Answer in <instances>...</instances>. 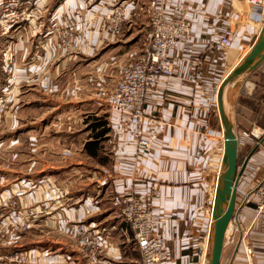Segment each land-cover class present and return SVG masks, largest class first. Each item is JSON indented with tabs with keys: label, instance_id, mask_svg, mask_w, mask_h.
I'll return each mask as SVG.
<instances>
[{
	"label": "crops",
	"instance_id": "1",
	"mask_svg": "<svg viewBox=\"0 0 264 264\" xmlns=\"http://www.w3.org/2000/svg\"><path fill=\"white\" fill-rule=\"evenodd\" d=\"M26 1L28 5L39 3L43 6L42 13L46 14L37 19L38 23L7 30L0 27V98L9 94L11 85L18 87H13L9 112L0 116V136L10 137V147H16L19 137L27 134L30 149L34 148L36 136L32 133L40 132V128L35 120L25 119L28 114L24 112L36 104V98L52 103L53 97L58 96L66 101L63 106L67 110L68 104L76 101L70 106L75 111L68 113L57 107L48 125L41 130V137L57 129L56 134L66 136L61 142L64 150H72L74 144L68 142L70 138L79 141L76 144L82 149L86 140L81 142V136L74 137V132H79L84 124L97 122L96 119H106L111 150L107 165L93 168L85 177L80 176V172L70 171L74 169L75 160H68L58 168L49 165V170L40 175L28 173L20 178L18 172L13 171L16 177L10 186L2 182L10 174L2 173L0 215L9 214L7 201L20 190L19 206L44 214L36 217L26 236L13 237V248L0 249V255L26 252L27 264H91L77 251L66 229L70 222H82L106 232L110 256L102 255L97 264H141V256L133 257L125 252L124 226L111 204V197L133 190L138 197L147 199L155 188L159 195L152 202V208L162 217L156 233L167 241L170 251V259L164 264H207L212 188L224 149L218 91L223 80L256 43L264 20L249 18L244 0L22 2L26 4ZM158 1L169 16H175L182 8L188 10L192 34L188 43L178 49L180 59L174 76L163 79L159 88L146 98L145 111L155 118L154 128L145 131L152 148L137 154L126 117L106 107L97 108L95 102L100 96L110 94L121 66L144 51L151 27L148 20L138 30L141 34L133 32L138 23V6L150 10ZM116 5L125 9L126 22L120 36L111 38L100 31L99 17ZM53 22L74 28L83 36L84 42L77 54L66 56L56 47L51 34ZM227 30L236 32L238 37L232 49L220 52L215 45ZM184 47L192 48L193 54L182 56ZM245 86L251 94L242 101L247 103L252 97L254 106L248 108L251 114L246 119L239 111L236 116L238 94L233 110L237 133L254 127L264 130V64L248 76L240 91ZM32 98L34 100L30 101ZM99 110L104 116H99ZM87 117L90 122H84ZM42 145H47L46 153L51 152L49 144ZM3 147L1 139L0 150ZM256 147L258 150L248 161L238 186V230L233 234V242L231 235L226 234L221 264H264V216H256L257 196L253 194L264 180V137L249 142L245 150L252 151ZM33 151H30L32 156ZM51 154L48 160L56 156ZM12 156L17 157V153ZM33 161V157L27 159L31 167L36 164ZM101 168L113 173V179L103 189L97 186ZM50 188L57 190L50 192ZM41 228L47 233L37 232ZM53 234H58L59 238ZM62 237L72 241L71 248L65 246ZM246 249L253 250L250 258Z\"/></svg>",
	"mask_w": 264,
	"mask_h": 264
},
{
	"label": "built area",
	"instance_id": "2",
	"mask_svg": "<svg viewBox=\"0 0 264 264\" xmlns=\"http://www.w3.org/2000/svg\"><path fill=\"white\" fill-rule=\"evenodd\" d=\"M244 2L250 10L249 18L264 20V0H244ZM3 3H0L3 13L12 9L11 14L0 18V25L5 30L37 21L34 14L20 12L18 2ZM150 16L151 34L145 42L144 51L121 67L118 80L110 94L104 100L96 102L97 107L118 111L126 117L130 126V136L135 140L137 154L149 152L152 148V143L146 137L145 131L147 128H154L155 118L145 111L146 98L148 94L159 88L163 79L174 76L176 63L180 59L178 49L181 45L188 43L192 34V23L188 19V10L185 8L180 9L175 16H169L162 2L158 1L153 4ZM125 20V9L121 6L114 7L99 17V26L107 36L116 38ZM51 29L55 45L63 54L72 56L80 51L84 38L81 34H77L74 28L54 25ZM237 37L236 32L227 30L216 43L215 48L220 52H227L234 47ZM181 54L191 56L193 49L184 47ZM8 72L10 74L9 67ZM9 96L10 93L0 98V116L7 115L5 111L9 106ZM263 137L264 130L259 127L240 130L237 133L239 148H245L249 142L260 141ZM70 153L65 150L62 155L69 156ZM221 169L222 161L216 181ZM99 177L97 186L103 189L113 179V173L108 168H101ZM58 191H60L59 188ZM253 194L257 196L256 216H264V180L256 187ZM158 195V190L154 188L147 199L138 197L133 190L124 194L116 193L111 197V204L117 210L118 219L124 226L126 240L139 252L141 264H164L170 259L167 241L156 233L157 225L162 222V217L154 211L152 202ZM9 202V206L14 209L8 215H0V245L4 244V239L18 236L20 230L30 229L36 217L44 214L31 207L21 212L17 211L19 199L16 197ZM210 213L212 221V207ZM236 223L235 216L226 233L231 235V242H233V234L238 230ZM66 229L75 241L79 252L91 264H97L102 255L110 256V244L107 241V235H104L106 234L104 230H94L82 222H70ZM252 254V249H246V255L249 258ZM28 259L27 253H10L0 255V264H27Z\"/></svg>",
	"mask_w": 264,
	"mask_h": 264
},
{
	"label": "rangeland",
	"instance_id": "3",
	"mask_svg": "<svg viewBox=\"0 0 264 264\" xmlns=\"http://www.w3.org/2000/svg\"><path fill=\"white\" fill-rule=\"evenodd\" d=\"M22 1L23 0H0V3L4 2L5 4H7V3H12V2H18L19 6H20L19 11L20 12H24L25 14H28V13L34 14V17H36L35 18L36 20L39 17H41L42 14H44V15L46 14V12L42 13L43 12V6L40 5L39 3L35 2V4L28 5L27 1H26V4H24ZM115 7L117 8V7H120V6L116 5ZM11 10L3 13L2 6H0V18H3L6 14H11ZM151 11H152V7H151L150 10H147L146 8L144 9V8L138 6V14L136 16V21H138V23L136 24L135 28H133V29H135V30H133V32H135V34H141V33H138L139 32L138 30H140V28L142 27V24L144 26L145 24H147L148 20L150 21V19H151V16H150L151 15ZM36 22L38 23V21H36ZM125 22H126V20H125ZM125 22H124V24H125ZM124 24L122 26L120 34L123 31ZM52 25L53 26L54 25L65 26V24L59 23V22H53ZM1 26L2 25H0V27ZM99 29H100L101 32H103L100 26H99ZM120 34H119V36H120ZM11 86H13L15 88L17 87L16 85H11ZM10 90H11L9 92L10 96L8 98L10 100L9 104L11 102V97H12L11 94H13L12 93L13 89H10ZM249 93L251 94V91L249 90L248 87L245 86L238 93V94H240V97H239V100H238V102L236 104V107H235L236 108V116L238 115V111H239V115L243 114L244 119H246L245 117L247 115L250 116V114H251L248 108H251V106H254V103L252 101V97H250V99H249L250 101H246L247 103L242 101V100H244L243 98H245V96H247ZM107 95L108 94L100 96L97 101L104 100L107 97ZM56 97L55 96L53 97L52 103H50L51 101H48L47 103H44V101H42V99H37L36 98V101H34V102H36V104H34L33 106L31 105L32 107L30 109L28 108V111L30 113H27L28 111L24 112V114H28L25 119H30L32 121L35 120L34 122H35V124H37L36 126L40 128V132L38 130H35L36 132L32 133L33 136H36V137H34L36 139V143H34V148L30 149V144H29V140L27 139V134H24V135L19 137V145H16V147L15 146L14 147H12V146L10 147L9 144L12 141L10 139V137L3 138L2 136H0V142H1V139H2V141H4V145H5V147H3L2 150H0V152H1L0 153V171H2V172H0V175H2V173L10 174V176L8 178H6V180H4V181L0 180V182L2 181L5 185L10 186L11 182L13 180L15 181V177L16 176H15L14 172H18V177H20V178L21 177H26V175H28V173H34L35 175H40L43 172H45L46 170H49V165L54 166L56 168L63 167L65 165L64 162H66L68 160H70V161L75 160V162H76L75 164H73L74 169L70 170V171H76V173L80 172V174H81L80 176H82V177L87 176L88 172H90L93 168L99 169V165L100 166L102 164H104V165L106 164L107 165L108 157H110L109 150H111L110 142H108L110 129L107 128V125L106 126L104 125L105 130H107V132H106V134H104L102 136L101 143H100L101 149H100L99 154H98V156L96 158L88 156L84 152L83 148L80 149V146L78 144H76V143H79V141L73 140V138H70L68 140V142H71V143L74 144L72 150H67V151L71 152L70 155L69 156L62 155V152L65 151V150L61 147V145H62L61 142H62V139H64V137H66V136L64 134H60V133L56 134L55 131L57 129H52V131L47 136L41 137L42 136L41 135V130L43 131L45 129L44 127H46V125H48L47 123L51 120L50 116L55 111L58 110V109H56L57 107H59V110L60 109H65V111L68 112V113H74V111H75V109L73 107L71 108L70 106H71V104H75L76 101L70 102V104H68V110H67V107L63 106V105L66 104L65 103L66 101L64 99L58 97V96H56ZM237 99H238V96H237ZM29 100L30 101L34 100V98L29 99ZM96 102H95V106L97 107V103ZM49 104H51V106ZM52 107H54L55 109H53ZM97 108H100V107H97ZM93 109H95V108H93ZM102 110H105V109H102ZM102 110L101 111L99 110L100 111L99 112V116H104V113H103ZM49 111H51L52 113H49ZM95 111H96V109H95ZM5 112L6 113L9 112L8 108H7V110ZM90 120L91 119L89 117H87L86 119H84V122L85 121L90 122ZM103 120H105V121H102L105 124L106 119H103ZM247 121H248V119H247ZM91 124L92 123H89L88 125L86 124V126H84L85 124L82 125L79 128V132H74L73 136L74 137H77V135L81 136L80 137L81 138V142L83 140H86L85 143L90 141V140H92L93 135L96 134L101 129H98V130L91 129ZM34 138H32V139H34ZM59 141H60V143H59ZM42 144H49L48 146L51 149V152L50 153H48V152L46 153V151H44V149H45V147H47V145H42ZM83 147H84V145H83ZM246 147L240 149V154H239V165H240V167L245 162V160H246L245 158L247 157V155H249V153L251 152L250 148L245 150ZM4 148H6V149H4ZM28 148L30 149V151L32 149L34 150L33 151V153H34L33 156L31 155V153H30ZM15 153H17V157L12 156ZM50 154L52 156L56 155L57 157L54 156V158L48 160L50 158V156H49ZM29 157H33L34 158L33 162L36 163L32 167L30 166V163L27 162V159ZM80 162H82V163H80ZM54 170H59V169H52V171H54ZM218 172H219V169H218V171L216 170V172H215V176L216 177H217ZM76 173H74V174L76 175ZM5 176H7V175H5ZM216 177L214 178V184L216 183ZM54 189L57 190V188H50V192H54L55 191ZM18 194H14L11 197V199H9V200H13L15 197L18 198L20 196V194H22V191L20 190ZM210 199H211V197H210ZM8 203H10V202L7 201V204H6L7 207H8V210L9 211L13 210L14 208L12 209L9 206ZM16 210L21 212V211L24 210V208L18 206ZM9 214H10V212H9ZM44 229H46V228H44ZM28 231H29V229L20 230L19 231V235L17 237L26 236L28 234ZM37 232L47 233V230H43L41 228V230L37 231ZM53 235L57 239L59 238L58 234H53ZM38 236H40V235L38 234ZM62 239H63V241L66 244L63 243V241H62V243L65 244V246H69V248H71L70 247L71 246L70 245V241L71 240L69 241L65 237H62ZM12 240H13V238L12 239H8V240L4 239V241H3L4 244L0 245V249L8 250V248L11 247ZM74 244H75V241H74ZM125 244H126V246L125 245H123V246H125L124 249H125V252L127 254H129L130 256H133V257L140 256L139 252L135 249V246H132V244L127 242V240H126ZM11 248H13V247H11ZM76 249H77V247H76ZM77 251L79 252L78 249H77ZM22 253H26V252H22ZM4 255H8V254H4Z\"/></svg>",
	"mask_w": 264,
	"mask_h": 264
},
{
	"label": "water",
	"instance_id": "4",
	"mask_svg": "<svg viewBox=\"0 0 264 264\" xmlns=\"http://www.w3.org/2000/svg\"><path fill=\"white\" fill-rule=\"evenodd\" d=\"M264 64V27L246 57L223 80L218 91V110L223 126L222 169L216 181L212 207V223L208 237L207 264H221L225 237L237 214V191L246 165L258 147L254 148L240 167V148L233 110L238 93L248 76Z\"/></svg>",
	"mask_w": 264,
	"mask_h": 264
},
{
	"label": "trees",
	"instance_id": "5",
	"mask_svg": "<svg viewBox=\"0 0 264 264\" xmlns=\"http://www.w3.org/2000/svg\"><path fill=\"white\" fill-rule=\"evenodd\" d=\"M96 120L98 121L95 123H92L91 128L94 130L95 129H101V130H99L96 134H94L92 140L86 142L83 147L84 152L88 156L93 157V158H96L98 156L99 151L101 149L100 143H101L102 136L106 134L107 132V130H105V127H104L105 125L104 122H102L100 119H96ZM257 150L252 155V157L256 154Z\"/></svg>",
	"mask_w": 264,
	"mask_h": 264
},
{
	"label": "bare ground",
	"instance_id": "6",
	"mask_svg": "<svg viewBox=\"0 0 264 264\" xmlns=\"http://www.w3.org/2000/svg\"><path fill=\"white\" fill-rule=\"evenodd\" d=\"M249 14H250V10H249ZM216 177V176H215ZM215 190H216V183L215 184H213V188H212V196H213V201H214V197H215ZM228 235V234H227ZM227 242H228V240H227Z\"/></svg>",
	"mask_w": 264,
	"mask_h": 264
}]
</instances>
